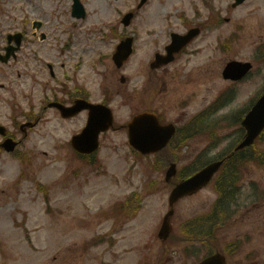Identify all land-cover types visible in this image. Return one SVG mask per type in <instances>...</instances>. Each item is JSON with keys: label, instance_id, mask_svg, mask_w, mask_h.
<instances>
[{"label": "rangeland", "instance_id": "1", "mask_svg": "<svg viewBox=\"0 0 264 264\" xmlns=\"http://www.w3.org/2000/svg\"><path fill=\"white\" fill-rule=\"evenodd\" d=\"M113 1L85 0L88 16L75 21L70 14L72 0H3L0 41L4 32L7 35L27 27L28 40L37 43L41 61L70 64L71 58H84L87 64L82 73L90 76L94 100H101L106 87L107 94L118 88L114 81L118 74L111 73L117 68L109 57L120 39L111 37L106 22L115 17L114 6L131 7L133 0L116 5ZM213 2L215 8L223 9L221 18H230V22L215 26L214 36L199 40L200 54L189 65H174L159 77L150 70V63L164 49V5L163 0H153L138 15L136 54L124 73L132 77V85L140 84L138 94L133 98L127 88V100L110 96L117 126L126 125L136 112L150 109L177 124L184 141L163 157L177 156L179 178L231 151L244 135V105L253 102L255 93L264 92V61L258 53L264 43V0H248L236 9L226 8L229 0ZM24 6L31 8L29 16ZM21 18H28L29 26ZM37 20L44 23L38 32L46 33L45 42H40L39 35L32 37V24ZM234 32L241 34L234 52H223L220 43ZM29 49L27 63L32 58ZM98 56H105L104 62L94 69ZM235 59L250 60L255 69L247 81L232 86L221 73L225 63ZM16 66L11 83L16 81L23 94V98L15 97L16 102L22 109L28 108V101L37 106L40 96L33 84L30 91L19 85L24 79L16 77L18 71L22 74L20 63ZM41 77L46 80L49 75L43 73ZM230 90L233 93L229 97ZM30 92L35 96L27 98ZM225 97H229L225 105L209 111ZM10 101L0 99V121L5 126L11 125V117L17 112L9 107ZM194 115H205L202 118L207 124L190 134L186 127ZM228 116L233 119L228 120ZM76 128L77 122H62L52 111L32 130L29 141L18 148L19 156L0 150V264H196L210 248L189 242L188 236L209 230L202 223L209 221L217 206L225 216L213 228V241L219 247L211 245L212 250L221 246L229 264H256L255 252L264 250V134L205 189L176 205L172 218L176 240L161 243L157 233L169 210L172 191L165 179L169 163L136 157L127 130L120 127L102 137L98 159L88 165L71 147ZM132 192L139 193L134 206L125 213L116 211ZM139 204L141 210L135 214ZM246 235L251 236L249 242L243 238ZM101 236L106 237L101 238L103 243L98 240ZM237 239L244 240L242 250L229 251Z\"/></svg>", "mask_w": 264, "mask_h": 264}, {"label": "water", "instance_id": "2", "mask_svg": "<svg viewBox=\"0 0 264 264\" xmlns=\"http://www.w3.org/2000/svg\"><path fill=\"white\" fill-rule=\"evenodd\" d=\"M130 46L131 42H128L122 49L124 51L126 50L127 54H129ZM234 68L235 67L233 65H229L225 72V76H227V73ZM94 109L97 117H102V119L106 121L109 128V126L113 124L114 119L111 110L103 106H96ZM244 124L247 129L248 136L239 146V149L248 147L253 144L256 137H258L261 130L264 128V96L255 106L254 111H252L248 115ZM128 126L130 143L140 151L142 150L143 153L147 154L160 151L170 142L173 134L175 133V127L173 125H160L157 116L153 113L139 114V116L135 117ZM4 146L6 147L7 151L10 152L14 150L15 144L12 142H6ZM91 150H94V148ZM221 165L222 161L212 163L208 165L206 169L197 173L196 176L188 178L175 186L174 191L172 192L169 199L171 210L167 214L164 220V226L160 232V238L163 241H166L170 235L171 224L169 223V220L174 214L173 208L179 201V199L186 196L187 194H193L197 192V190L207 184L208 181L212 179L214 173H216L221 168ZM175 173L176 168L175 165H173L171 166V170H169L167 174V179L170 180L175 176ZM200 264H225V259L220 254H216L212 255L210 258L205 259Z\"/></svg>", "mask_w": 264, "mask_h": 264}, {"label": "flooded vegetation", "instance_id": "3", "mask_svg": "<svg viewBox=\"0 0 264 264\" xmlns=\"http://www.w3.org/2000/svg\"><path fill=\"white\" fill-rule=\"evenodd\" d=\"M202 3H204L205 6H207L206 1L207 0H200ZM164 9L167 10L170 8V10L166 11L164 13L163 17V26L164 31L168 33V36L171 40V35L173 33H181L185 34L187 33L191 28H200L201 33L198 38H196L194 41L191 42L190 47L197 43V41L200 39L202 34L206 29L209 27L212 28V19L207 21L202 18V14H199V12L194 13V21H187V11L185 10H179L178 8H175L174 3H169L168 0H163ZM180 2V0H177V4ZM186 3L188 6H191L190 0H187ZM7 50V44L1 45L0 44V99L4 97L11 98L12 88L10 87V80H11V69H12V63L6 62L4 63L2 61V56L5 55ZM76 70H80V67L75 68ZM56 83L59 88L53 89L50 84ZM44 88L46 89V96L45 93L42 92L41 97L43 99H46L47 102L51 100L58 101L60 103H64L66 105H73L77 100L79 99H86L91 101L92 100V93H91V82H90V76L89 74H79L77 72L76 74H72V76L66 75V79L63 80L62 78H58L57 75L53 74L52 79L50 82H47L46 84H43ZM41 114H45L46 108L44 106V103H42L41 106ZM88 111L84 110L78 115H76L74 118L82 117L85 119L87 117ZM31 116V115H30ZM29 116V117H30ZM35 118V117H34ZM38 120V119H36ZM263 236H264V228H263ZM264 262V261H263Z\"/></svg>", "mask_w": 264, "mask_h": 264}, {"label": "trees", "instance_id": "4", "mask_svg": "<svg viewBox=\"0 0 264 264\" xmlns=\"http://www.w3.org/2000/svg\"><path fill=\"white\" fill-rule=\"evenodd\" d=\"M193 240H195V239H193Z\"/></svg>", "mask_w": 264, "mask_h": 264}]
</instances>
